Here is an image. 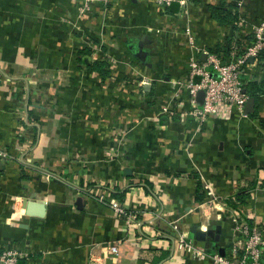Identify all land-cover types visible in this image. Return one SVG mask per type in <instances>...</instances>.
I'll list each match as a JSON object with an SVG mask.
<instances>
[{
  "label": "crops",
  "instance_id": "0c3cea01",
  "mask_svg": "<svg viewBox=\"0 0 264 264\" xmlns=\"http://www.w3.org/2000/svg\"><path fill=\"white\" fill-rule=\"evenodd\" d=\"M217 2L236 4L173 2L167 12L154 0H0V253L13 250L18 264H212L189 255L180 234L206 254L228 252L241 220L264 239V94L228 120L162 112L170 93H185L189 58L204 60L230 33L207 9ZM243 2L264 19V0ZM234 24L231 35L242 37ZM185 26L196 49L182 39ZM96 59L107 61L104 79L87 68ZM245 71V87L261 80ZM90 184L135 217L90 195ZM239 190L244 202L229 206ZM24 193L46 203L43 217L21 205L8 215L7 194ZM191 224L208 231L206 242Z\"/></svg>",
  "mask_w": 264,
  "mask_h": 264
},
{
  "label": "built area",
  "instance_id": "2783aa9c",
  "mask_svg": "<svg viewBox=\"0 0 264 264\" xmlns=\"http://www.w3.org/2000/svg\"><path fill=\"white\" fill-rule=\"evenodd\" d=\"M155 2L162 8H166L175 2L178 9L184 10L190 0H155ZM239 22H241L239 24L241 27H238L245 29L246 33L236 39L231 37L227 55L220 49L217 51L206 50L203 51L204 60L202 61L195 57L189 58L188 78L183 82L186 91L184 94L180 90L170 93L166 97L162 112L170 114V112L175 111L180 118L190 119L196 124H201L207 119L228 120L235 113L244 114L243 106L248 97L242 78L246 74L245 69L247 67L252 69V79L256 75H264V65L260 63H264V60L259 59L260 52L264 50V19L254 22L240 19ZM182 39L190 48L196 49L193 36L187 26L183 29ZM236 40L241 42L239 43L240 46L237 45ZM249 58L252 60L249 61ZM261 75H259L260 79L263 78ZM199 89L203 90V96L201 102L197 103L195 96ZM262 94L264 92L258 93V95ZM6 155L7 151L0 148V156ZM204 186L208 193L213 192L210 185ZM106 192L102 190L98 198L103 202H108L115 213L135 217ZM205 205L200 204L198 208L201 209L203 206L204 209H208ZM170 224L172 228L176 229L175 222L170 221ZM234 229V241L225 254L220 252L206 254L202 247L195 245L193 240L182 234H180L179 241L189 255L192 257L206 255L212 264H264L260 259L264 254L262 229L258 225L248 224L244 220L237 222ZM108 252L116 253L117 246L115 244L109 245ZM16 255L17 253L13 250L2 251L0 262L18 264L19 257L17 256V258Z\"/></svg>",
  "mask_w": 264,
  "mask_h": 264
},
{
  "label": "trees",
  "instance_id": "16d2710c",
  "mask_svg": "<svg viewBox=\"0 0 264 264\" xmlns=\"http://www.w3.org/2000/svg\"><path fill=\"white\" fill-rule=\"evenodd\" d=\"M173 8L167 7V12H172ZM207 9L210 12L211 17L218 23V25L222 26L224 29L229 30L230 33L224 36V42L217 47V50H221L224 54L227 55V52L229 50V41L231 40V31L233 28L236 27L234 24V21H236L237 14L235 11L231 10V7H226L221 2H217L214 4H208ZM86 51V50H85ZM259 59L264 60V50L260 52ZM261 65H264V63L260 62ZM107 61L106 60H99L96 59L92 62H90L87 65V68L89 70L96 71L102 79L106 78L110 71L106 68ZM245 91L248 94V96H257L258 93L264 92V77L259 80L258 82L251 81L248 82V84L245 87ZM261 127L264 130V122L261 123ZM199 183L196 185V194L195 198L196 200H201V195L199 192ZM115 197H118L119 200H123V196L114 194ZM246 193L242 190H239L231 199L228 200V204L231 207L237 206V203H243L244 199L246 197Z\"/></svg>",
  "mask_w": 264,
  "mask_h": 264
},
{
  "label": "rangeland",
  "instance_id": "374dc122",
  "mask_svg": "<svg viewBox=\"0 0 264 264\" xmlns=\"http://www.w3.org/2000/svg\"><path fill=\"white\" fill-rule=\"evenodd\" d=\"M101 1L102 3H104L105 6H109L111 3L110 1L111 0H99ZM155 1V0H154ZM192 0H190L191 2ZM205 2V0H202ZM243 1V0H242ZM156 3V2H155ZM235 3L234 5H229L228 7H231V10L235 11L236 14H237V18H236V24H241L240 19H248L249 22H254L256 20H259L260 17H255L252 15V12H248L246 10V7L247 5L243 3H241V0H235ZM157 4V3H156ZM163 13H165V11H163ZM260 19H263V18H260ZM133 63H135L136 65H139L138 62H137V59H133L132 61ZM131 63V62H130ZM129 63V65H130ZM147 74H141L139 75V77L136 75L135 77L137 78L136 82L139 83V84H142V82H146V76ZM150 77V76H149ZM150 79V78H149ZM148 81V80H147ZM153 82V81H152ZM86 188H88V192L90 195H92L93 197L97 198L99 201L103 202L102 200H100L98 198V195L101 193L100 191H95L94 189H97V188H102V187H98V186H94V184H90V185H87ZM33 196H31L30 193H24L20 196H14L13 194L9 195L7 194V200L5 202L6 206H8L11 210L10 212L8 213V215L10 213H12L11 215L16 217V213L14 214V212L17 210L18 207L23 206L24 205V202L25 200H28V199H32ZM106 203V202H104ZM199 204H202V205H205L204 203H200ZM203 208V206L201 207V209ZM197 210H198V206H197ZM5 250H8V249H4ZM18 256V254L16 255V257ZM18 258V257H17Z\"/></svg>",
  "mask_w": 264,
  "mask_h": 264
},
{
  "label": "water",
  "instance_id": "95a60500",
  "mask_svg": "<svg viewBox=\"0 0 264 264\" xmlns=\"http://www.w3.org/2000/svg\"><path fill=\"white\" fill-rule=\"evenodd\" d=\"M144 41H148V39L145 37V40H140L139 46H142ZM137 56L141 60H145L146 52L144 50H140L139 52H137ZM201 57L203 58V54ZM251 60L252 59L249 58V61ZM202 96H203V90L201 89L197 90L196 96H195L197 103L201 102ZM253 104H254V97L248 96L243 106L244 112L248 113L252 111ZM23 207H24L25 214L31 217L41 218L45 215V212H46V203L43 202L42 200H35V199L25 200ZM188 231L191 234L192 238L196 241L206 242V240L208 239V231L200 229L197 224L189 225Z\"/></svg>",
  "mask_w": 264,
  "mask_h": 264
},
{
  "label": "bare ground",
  "instance_id": "6f19581e",
  "mask_svg": "<svg viewBox=\"0 0 264 264\" xmlns=\"http://www.w3.org/2000/svg\"><path fill=\"white\" fill-rule=\"evenodd\" d=\"M208 209H204V208H202L201 210H200V220H201V215H203V217H204V219H205V217L207 216V215H209L208 213ZM206 220V219H205ZM202 223V222H201Z\"/></svg>",
  "mask_w": 264,
  "mask_h": 264
}]
</instances>
